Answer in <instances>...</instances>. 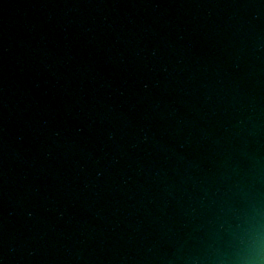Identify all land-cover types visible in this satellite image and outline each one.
Listing matches in <instances>:
<instances>
[{
  "label": "water",
  "instance_id": "water-1",
  "mask_svg": "<svg viewBox=\"0 0 264 264\" xmlns=\"http://www.w3.org/2000/svg\"><path fill=\"white\" fill-rule=\"evenodd\" d=\"M264 240V0H0V264H242Z\"/></svg>",
  "mask_w": 264,
  "mask_h": 264
},
{
  "label": "clouds",
  "instance_id": "clouds-1",
  "mask_svg": "<svg viewBox=\"0 0 264 264\" xmlns=\"http://www.w3.org/2000/svg\"><path fill=\"white\" fill-rule=\"evenodd\" d=\"M242 264H264V240H258L256 246Z\"/></svg>",
  "mask_w": 264,
  "mask_h": 264
}]
</instances>
